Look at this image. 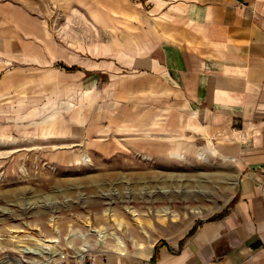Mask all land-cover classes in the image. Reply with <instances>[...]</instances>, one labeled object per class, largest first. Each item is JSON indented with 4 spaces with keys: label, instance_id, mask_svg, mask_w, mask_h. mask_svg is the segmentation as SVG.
<instances>
[{
    "label": "rangeland",
    "instance_id": "374dc122",
    "mask_svg": "<svg viewBox=\"0 0 264 264\" xmlns=\"http://www.w3.org/2000/svg\"><path fill=\"white\" fill-rule=\"evenodd\" d=\"M74 2L0 0V264L144 257L235 196V164L208 140L141 121L110 96L106 76L93 92L84 75L63 74L75 68L60 40ZM90 25L76 33L85 39ZM118 26L124 34L119 14Z\"/></svg>",
    "mask_w": 264,
    "mask_h": 264
},
{
    "label": "crops",
    "instance_id": "0c3cea01",
    "mask_svg": "<svg viewBox=\"0 0 264 264\" xmlns=\"http://www.w3.org/2000/svg\"><path fill=\"white\" fill-rule=\"evenodd\" d=\"M143 1L76 0V19L60 30L63 63L75 68L63 74L84 75L93 92L95 76H106L110 96L141 121L208 140L235 164L238 183L222 212L177 241L99 263L264 264V0Z\"/></svg>",
    "mask_w": 264,
    "mask_h": 264
},
{
    "label": "built area",
    "instance_id": "2783aa9c",
    "mask_svg": "<svg viewBox=\"0 0 264 264\" xmlns=\"http://www.w3.org/2000/svg\"><path fill=\"white\" fill-rule=\"evenodd\" d=\"M35 264H73V263L65 259H53L50 257H45L37 260Z\"/></svg>",
    "mask_w": 264,
    "mask_h": 264
},
{
    "label": "bare ground",
    "instance_id": "6f19581e",
    "mask_svg": "<svg viewBox=\"0 0 264 264\" xmlns=\"http://www.w3.org/2000/svg\"><path fill=\"white\" fill-rule=\"evenodd\" d=\"M200 154H202V151H200ZM176 156V155H175ZM86 159V158H85ZM87 160V159H86ZM161 211V214L163 215V216H166L168 213H171V211L170 210H168L167 208H161L160 209ZM103 229V228H102ZM102 229H99V230H96V229H93L92 230V232H96V233H99V234H101L100 236H101V238H104V236H106V235H104V234H102L103 233V230ZM103 240V239H102ZM49 242H58V240L57 239H54V240H49ZM117 246V245H116ZM119 248H121V247H119ZM122 251V253L121 254H123V250H121Z\"/></svg>",
    "mask_w": 264,
    "mask_h": 264
},
{
    "label": "trees",
    "instance_id": "16d2710c",
    "mask_svg": "<svg viewBox=\"0 0 264 264\" xmlns=\"http://www.w3.org/2000/svg\"><path fill=\"white\" fill-rule=\"evenodd\" d=\"M68 70H73L74 68H67Z\"/></svg>",
    "mask_w": 264,
    "mask_h": 264
}]
</instances>
